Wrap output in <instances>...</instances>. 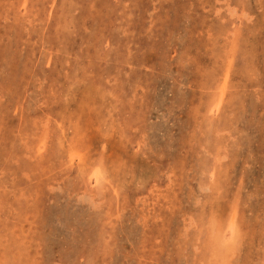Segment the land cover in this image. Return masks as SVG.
Masks as SVG:
<instances>
[{"label": "rangeland", "instance_id": "obj_1", "mask_svg": "<svg viewBox=\"0 0 264 264\" xmlns=\"http://www.w3.org/2000/svg\"><path fill=\"white\" fill-rule=\"evenodd\" d=\"M0 264H264V0H0Z\"/></svg>", "mask_w": 264, "mask_h": 264}, {"label": "bare ground", "instance_id": "obj_2", "mask_svg": "<svg viewBox=\"0 0 264 264\" xmlns=\"http://www.w3.org/2000/svg\"><path fill=\"white\" fill-rule=\"evenodd\" d=\"M231 55V54H230ZM61 141V140H60ZM41 144V143H40ZM101 177V176H100Z\"/></svg>", "mask_w": 264, "mask_h": 264}]
</instances>
